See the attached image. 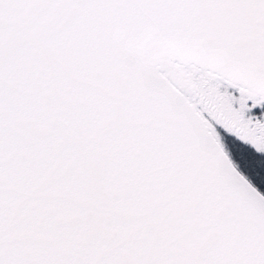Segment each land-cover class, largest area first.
Listing matches in <instances>:
<instances>
[{
	"label": "snow or ice",
	"instance_id": "obj_1",
	"mask_svg": "<svg viewBox=\"0 0 264 264\" xmlns=\"http://www.w3.org/2000/svg\"><path fill=\"white\" fill-rule=\"evenodd\" d=\"M0 264H264V0H0Z\"/></svg>",
	"mask_w": 264,
	"mask_h": 264
}]
</instances>
